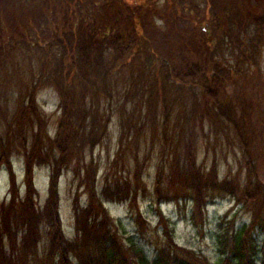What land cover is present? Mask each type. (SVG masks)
<instances>
[{
  "label": "trees",
  "instance_id": "obj_1",
  "mask_svg": "<svg viewBox=\"0 0 264 264\" xmlns=\"http://www.w3.org/2000/svg\"><path fill=\"white\" fill-rule=\"evenodd\" d=\"M91 1L63 2L56 12L48 5L55 17L50 20L52 16L47 13L45 21L50 23L40 27L48 33L42 35L37 31L34 36L40 38L37 39L40 52L36 55L41 58L39 83L33 79L29 91L20 96L16 110L20 113L17 117L21 131L31 126L29 122L36 125L31 151L38 150L39 156L42 152L46 159L41 157L36 163L31 159L34 158L32 152L25 149L26 192L23 197L19 196L11 172L10 199L0 201V264H31L32 261L35 264H264V238L262 242L257 239L258 234L264 233V181L259 177L264 139L259 130L249 132L244 124L242 129L239 126L238 118L243 117L242 102L229 94L228 86L233 84L229 67L216 58L224 42L236 39L240 42L238 50L245 67L253 71L259 69L257 57L264 48V0H160L158 5L152 0H141L143 5L139 12L135 5H125V8L111 5L108 16L105 12L108 5H102L103 0ZM200 18L218 31L213 37L202 31L201 37L198 35L195 22L198 24ZM157 19L161 20L160 24ZM106 21H112L107 28ZM32 24L30 19L28 25ZM112 31V36L120 33L123 42L116 43L109 36ZM210 40H217L218 49ZM230 45L232 51L237 49L233 43ZM7 52L11 51L3 45L0 71L5 70V59L10 58ZM126 66L130 68L124 85L127 97L121 104L125 120L121 123L120 143L127 139L138 142L143 134L140 124L148 115L152 122L160 118L166 125L174 107H179L184 114L187 98L194 102L201 99V104L193 107L194 115L201 107V127L207 125L210 129L213 124L234 131L242 150L244 172L243 167H239L237 172L220 177L215 161L207 169L197 165L191 139L185 143L184 150L174 148L168 162L158 166L155 181L158 202L191 200L192 214L200 215L201 219L208 202L223 196L235 199L240 208L218 223V257L214 261L192 248L178 245L166 223L163 226L165 241L150 257L122 221L113 218L105 206V201L128 198L131 192L127 183L111 193L106 176L98 192L94 183L96 173L92 174L94 165L84 163L85 149L94 148L107 130V121L98 124L95 102L99 95L113 97L114 75ZM43 80L56 89L60 99L61 112L52 138L46 130L48 118L40 112L35 97ZM145 100L151 109L146 103L142 104ZM128 102L133 103L130 111ZM143 112L146 114L142 116ZM135 115L137 118L130 119ZM15 140L10 134L6 139L0 135V168L9 164ZM25 141L24 135L22 145ZM175 141L173 146L179 144L178 138ZM45 143L48 149L43 151ZM122 149L121 146L108 163L107 170L117 162ZM47 150L56 152L54 160L48 161ZM43 163L51 164L52 168L48 196L40 207L35 198L33 166ZM68 168L78 179L77 188L82 186L87 192L85 204H80V192L74 199V240L64 235L58 215V177ZM140 176L141 171L136 166V181ZM136 193L135 187L130 198H135ZM240 209L246 210L249 219L235 226ZM42 225L47 226V230H43ZM44 231L48 233L45 253L48 257L39 258L38 246Z\"/></svg>",
  "mask_w": 264,
  "mask_h": 264
},
{
  "label": "rangeland",
  "instance_id": "obj_2",
  "mask_svg": "<svg viewBox=\"0 0 264 264\" xmlns=\"http://www.w3.org/2000/svg\"><path fill=\"white\" fill-rule=\"evenodd\" d=\"M107 1L110 3L105 11L108 16V12L112 10L111 5H121L125 8V5L134 0H103L105 3ZM145 1L147 2V0ZM152 1L157 2L156 5L160 4V0ZM195 1L201 2V0ZM63 2L68 3L71 0H1L0 2V5H3L1 7L3 9L1 15L3 21L0 23V48L3 49L4 45L7 51H11L7 52L10 58H6L3 64L5 70L0 71V135L4 139L7 138L8 134L16 138L11 147L13 150L9 155V164L6 163L0 168V201L7 202L10 199L11 172L15 176V186L18 189L19 196L23 197L25 195V149L32 152L34 158L31 159L36 163L37 159H42L41 157L46 159V155L42 152L39 156L38 150L31 151L36 125H34V122H29L31 126L27 125L26 130L21 131L17 117V114L20 113L16 109L20 96L29 91L33 79L39 83L41 58L39 60L36 55L40 52L37 43V39L40 38L34 36L37 31L41 32L42 35L43 32L48 33L46 30L40 29V27L50 23L48 20L45 21L46 14L49 13L52 16L50 20H53V17H55L53 12H56L58 6ZM89 2L93 1L89 0ZM140 2L143 1L140 0ZM48 5H52L53 12L49 10ZM102 5L106 4L103 3ZM142 5H135L138 12ZM124 12V10L121 11L122 14ZM29 18L33 21L31 26L28 25ZM124 21L123 18V27ZM111 22L106 21V28ZM156 22L160 24L161 20L157 19ZM197 22L198 24L195 22V25L196 30H199L197 33L200 37L201 31L208 37H213L218 32L210 26L206 19L200 18ZM113 33L114 31L111 34L109 32V36L116 43L123 42L120 33L115 32L112 36ZM39 41L41 44L43 43L41 40ZM210 43L218 49L217 40ZM231 43L237 49L232 51ZM239 44L240 42L236 39L229 40L227 43L224 42L216 58L224 61L229 67L230 80L233 82L232 85L228 86L229 94L242 102L243 112H241V116L243 117H239V121L237 120L240 123L239 126L242 129L244 124L245 127H248L246 128L249 132L254 129L259 130L263 135L261 138L264 139V48L261 49V53L257 57L259 69L253 71L251 68L245 67L246 65L240 59L242 53L238 50ZM129 68L127 66L121 67L119 72L114 75L116 88L113 89V97L99 95L95 102L98 124L107 121V130L94 148L89 149L87 147L85 149L84 163L94 165L92 174L96 173L94 183L96 182L98 192H100L106 176L111 185V193L119 187H124L127 183L131 192L128 198L121 201H105V206L113 218L122 221L125 229L135 236L137 242L150 257H153L156 254V248L164 243L163 226L167 224L172 229L174 241L178 245L192 248L214 261L218 257L216 242L219 231L218 223L225 215H227L226 218H229L234 215L236 209L240 208L235 199L230 196H223L208 202L203 211V219H201L200 215L192 214L191 200L186 201V203H177L172 199L158 202L155 193V181L158 166L168 162V159L174 154V148L184 150L185 143L191 139L192 146L196 149L197 165L207 169L215 161L220 177L230 172H237L239 167H243L242 171L244 172L242 150L237 143L234 131L232 128L227 130L222 126L215 127L213 124H211L210 129L207 125L201 127V107L197 108V115L193 114L195 112L194 104H201V99L197 98L194 102L192 98H187L184 114L179 107H174L171 118L166 125L160 118L154 119L152 122L151 115L145 118L142 117L145 121L143 120L140 124L143 126L140 132L143 134L138 142H131L127 139L120 143L121 123L125 120L121 115V104L126 96L124 85L128 80ZM42 83V85H38L35 97L40 112L48 118V121L45 120L46 130L52 138L61 112L58 106L60 99L55 88L46 81L44 82V80ZM135 86L138 85L135 84ZM195 95L198 96L196 91ZM173 96L174 93L171 92V97ZM132 102L127 103L128 111L133 107ZM145 103L149 106L147 100L142 102V104ZM149 107L151 109V106ZM145 114L143 112L141 115ZM135 118H137L136 115L130 117V119ZM43 132L46 133L44 127ZM24 135L26 141L22 145ZM173 138L175 139L173 140ZM177 138L179 144L173 146ZM46 143L48 144V142ZM46 143L43 145V151H46V148L48 149ZM261 145L264 151V141ZM121 146L123 152L112 168L107 170L108 163L120 151ZM47 152L48 161L54 160L56 152L48 150ZM136 166L141 171V176L137 181L134 177ZM51 168V164L48 163L33 166L35 198L37 205L40 207L44 205L48 196ZM70 168L63 170L58 177V215L64 235L68 239L74 240L76 237L74 199L76 194L80 192V204H85L87 192L82 186L77 188L78 179L73 176ZM259 174L260 179L264 181V158ZM135 187L137 188L136 197L131 199ZM248 219L249 216L246 210L240 209L236 214L234 225L237 226L244 221H248ZM42 227L43 230H47V226L42 225ZM42 236L38 246L39 258H47L48 256H45V253L48 250V233L44 231ZM263 238L264 233L257 235L260 242ZM7 247L9 248L8 245ZM31 264H35V262L32 261Z\"/></svg>",
  "mask_w": 264,
  "mask_h": 264
},
{
  "label": "flooded vegetation",
  "instance_id": "obj_3",
  "mask_svg": "<svg viewBox=\"0 0 264 264\" xmlns=\"http://www.w3.org/2000/svg\"><path fill=\"white\" fill-rule=\"evenodd\" d=\"M131 2V1H130ZM104 4H106V5H109L110 3H109V1H107L106 3L104 2ZM128 4V3H127ZM128 5H141V2H140V0H134V1H132L130 4H128Z\"/></svg>",
  "mask_w": 264,
  "mask_h": 264
}]
</instances>
